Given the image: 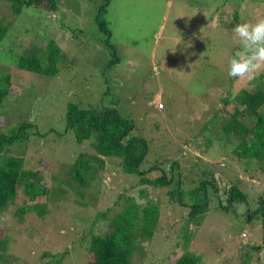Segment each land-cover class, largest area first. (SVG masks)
Returning <instances> with one entry per match:
<instances>
[{"label":"rangeland","instance_id":"rangeland-1","mask_svg":"<svg viewBox=\"0 0 264 264\" xmlns=\"http://www.w3.org/2000/svg\"><path fill=\"white\" fill-rule=\"evenodd\" d=\"M56 1L55 11L49 3L15 11L14 0H0V28L9 23L0 44V72L18 52L44 54L51 38L63 54L57 57L54 75L11 67V90L0 106V133L27 125L26 138L7 146L8 152L23 154L27 173L39 170L46 178H63L75 156L93 152L90 139L77 142L66 129L67 104L115 107L132 122V134L148 141L144 168L166 156L180 164L184 190L212 175L218 188L215 192L206 186L209 206L191 222L185 221L188 195L184 203L165 195L168 186L150 188L144 198L136 196V189L128 190L137 201H158V195L160 201L154 234L139 241L130 264H172L186 250L198 255L197 264H264L261 216L247 219V205L239 202L227 210L222 206L224 189L231 183L250 196L248 207L258 206L264 199V162L258 169L254 160L240 162L232 156L233 143L207 127H219L216 114L224 97L244 86L255 89L254 83L228 76V60L240 47L232 29L264 18V0H226L218 9L212 1L204 10L189 0H110L106 17L111 48L102 44L104 34L94 20L100 0ZM210 14L213 18L206 22ZM97 176L87 189L96 196L92 205L71 201L68 195H75L70 190L65 198L54 196L50 189L59 182L50 180L48 195L34 200L45 201L47 212H26L22 219L14 212L31 200L18 185L13 202L0 214V239L9 236L0 264H57L66 248L58 264L89 261L85 241L77 236L85 233L96 212L111 207L137 181L135 173L112 162ZM106 224L105 219L96 222L97 227ZM187 233H192L190 240L183 239Z\"/></svg>","mask_w":264,"mask_h":264},{"label":"trees","instance_id":"trees-1","mask_svg":"<svg viewBox=\"0 0 264 264\" xmlns=\"http://www.w3.org/2000/svg\"><path fill=\"white\" fill-rule=\"evenodd\" d=\"M189 1L193 5L192 7L204 10L208 9V4L212 1L216 2L215 8L218 9L219 3L222 5L226 0ZM109 2L110 0L99 1L95 7L94 20L98 30L104 34L102 44L111 48L112 32L106 17ZM47 3L50 4L53 11L58 8L56 0H14V9L16 11L30 5L47 6ZM212 18L210 14L206 22L211 21ZM7 26L9 23L4 25L6 29ZM4 27L0 28V44L3 36L6 35ZM44 46V54H38L34 49L27 54L18 52L12 58L11 63L7 61L8 63L4 64V68L0 72V106L11 90L12 66L44 75L56 73L55 64L57 57L63 55L62 50L53 38L46 40ZM112 57L115 58L114 54ZM249 83L255 84L254 90H248L244 86L239 88L234 95L229 94L222 99L224 106L217 108L216 114H220L219 127L216 128L215 123L212 125L214 128L207 127L211 132L216 130L213 132L215 134H223L229 142L233 143L232 156H235L240 162L254 160L258 169L259 162H264V72L258 74ZM231 103L233 106L229 110L227 106ZM26 125L22 123L8 132L0 133V214L13 202L20 184L24 186V192L31 200L26 201L14 212L15 216L22 219L26 212H33L39 216H42L45 211L47 212L45 201L36 202L34 200L42 195H48L47 188L50 180L59 182L56 188L51 187L50 189L54 196L65 198V194L70 190L69 194L75 195V198L71 197L73 195H68L71 201L90 206L96 196L88 192L87 189L92 185V182L97 181L98 173L104 170L107 165L109 166L111 162L118 163L125 173L137 175V181L119 193L111 207L95 213V217L88 228L86 227L85 233L80 234L82 237L77 236L78 241L81 239L85 241L84 248L89 256V261H86L85 264H130L134 252L140 247L139 241L151 238L157 227L160 215L159 195L157 196L158 201L151 199V201L141 202L136 199V196L146 197L150 188L162 190L168 186L165 195L169 199L179 202H184V196L188 195L189 214L185 219L186 222L196 221L198 215L203 214L208 208L206 186H212L215 192L218 190L214 184L215 177L212 175L211 181L208 180L204 171H200L201 175L205 176L204 178H200L192 188L184 190L181 186V172L177 171L180 164L172 162L173 160L166 156L144 168L143 164L149 153L148 141L132 134L134 128L132 122L120 115L115 107L102 105L96 108H87L79 107L74 103L67 104L66 129L73 132L77 142L90 139V148L93 152L79 153L75 156L67 170L63 172V178H59L58 175L46 178L43 173L39 174V170L27 173L23 154L15 155L8 152L7 146L16 141L21 142L26 138ZM210 137H212L211 134L204 136V139ZM248 164L250 165V163ZM262 167L264 168V164ZM33 176L34 179H29ZM249 177L252 179V176ZM132 189L137 190L136 196L129 194L128 190ZM223 193L224 203H226V205H222L223 208L235 206L238 202L245 204L247 205L245 210L247 219L260 215L261 227L264 228V199L260 198L256 208L248 207L250 196L234 183H231L228 188L226 187ZM115 207L117 211L113 213ZM110 214H112L111 217ZM103 219L107 220V224L97 227L96 222ZM6 234H3L0 239V260L5 259L8 247L9 236ZM191 236L192 233H187L183 239L190 240ZM243 236H245L244 233ZM183 243L185 244L184 241ZM68 251L69 249L66 248L61 253L57 264L62 261ZM198 261V255L193 251L186 250L172 264H197Z\"/></svg>","mask_w":264,"mask_h":264},{"label":"clouds","instance_id":"clouds-1","mask_svg":"<svg viewBox=\"0 0 264 264\" xmlns=\"http://www.w3.org/2000/svg\"><path fill=\"white\" fill-rule=\"evenodd\" d=\"M239 50L228 60V76L251 81L264 72V18L238 23L232 29Z\"/></svg>","mask_w":264,"mask_h":264},{"label":"built area","instance_id":"built-area-1","mask_svg":"<svg viewBox=\"0 0 264 264\" xmlns=\"http://www.w3.org/2000/svg\"><path fill=\"white\" fill-rule=\"evenodd\" d=\"M157 107L158 108H161L162 107V104L160 102L157 103Z\"/></svg>","mask_w":264,"mask_h":264}]
</instances>
